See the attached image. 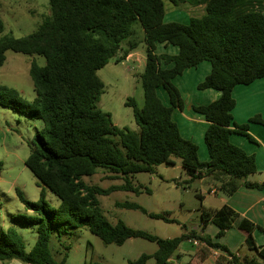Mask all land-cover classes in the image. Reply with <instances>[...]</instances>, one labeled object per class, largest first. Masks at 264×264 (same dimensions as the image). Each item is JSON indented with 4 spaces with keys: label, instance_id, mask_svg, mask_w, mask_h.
<instances>
[{
    "label": "trees",
    "instance_id": "obj_1",
    "mask_svg": "<svg viewBox=\"0 0 264 264\" xmlns=\"http://www.w3.org/2000/svg\"><path fill=\"white\" fill-rule=\"evenodd\" d=\"M167 1L175 6L204 3V13L190 17L186 23H165L164 0H48L49 16L22 38L2 35L4 25L0 19V67L7 51L44 60L43 65L32 62L29 67L35 93L32 102L20 98L15 89L0 84L1 107L43 123V130L36 133L34 147L25 161L42 185L38 202L27 201L17 190L24 207L43 218L28 252L17 233L8 230L6 241L0 240V262L64 264V259L57 262L50 253L51 233L55 231L59 238L78 228H86L105 244L120 246L131 238L156 243L153 255H141L132 264H145L150 257L155 264H169L178 246L191 238L226 252L223 246L195 231L162 239L130 229L121 221L111 225L102 216L95 198L113 191L139 193L128 180L131 175L152 173L158 165L173 166L175 160L180 161L190 182L218 172L240 180L245 187L264 190V183L247 181L257 172L255 157L229 139L230 135L239 134L255 142L248 134L249 123L264 125L258 116L238 125L231 115L234 87L264 78V0ZM135 25L142 30L145 44V64L140 76L144 102L141 109L133 100L126 105L133 107L138 133L116 127L110 114L98 109L104 84L96 74L116 57L123 44H128L123 59L137 48ZM157 44L175 47L177 53L157 54ZM202 62L210 64V73L197 88L220 92L216 101L193 107L209 123L204 133L208 154L205 162L198 159L197 146L180 135L172 117L174 109L183 107L173 80ZM159 89L166 92V103L160 99ZM98 169L113 174L111 179L124 180V184L108 189L88 186L83 178L93 176ZM45 189L59 200L57 210L47 207ZM236 189L237 185H233L227 193ZM118 206L140 209L130 203ZM226 213L225 208L202 211V224L210 217L216 224L226 221ZM147 215L173 222L161 215ZM11 219L31 224L21 216ZM220 225V229L226 228ZM246 242L264 261V248L257 250L250 235ZM228 255L234 264H264L256 258L238 263L233 255Z\"/></svg>",
    "mask_w": 264,
    "mask_h": 264
},
{
    "label": "rangeland",
    "instance_id": "obj_2",
    "mask_svg": "<svg viewBox=\"0 0 264 264\" xmlns=\"http://www.w3.org/2000/svg\"><path fill=\"white\" fill-rule=\"evenodd\" d=\"M164 3L165 23H183V19L188 15L185 8H189L191 5L183 3L175 6L167 0H164ZM193 13L201 15L200 10ZM49 14L48 0H0V19L4 25L2 35H10L14 38L25 37L35 31ZM134 30V40L138 42L137 48L132 51L134 56L126 60L123 59V54L120 57L122 59L117 56L111 58L96 73L104 84V90L99 97L97 107L110 114L112 123L116 127L128 128L138 133L139 128L133 118V107L126 105L128 101L133 100L136 107L141 109L144 102L140 76L145 64V44L140 27L135 25ZM125 46L127 48L128 44L125 43ZM176 51L175 47L170 46L167 53L171 54ZM32 62L43 65L44 60L39 56L7 51L5 62L0 67V84L15 89L20 98L28 102H32L35 98L29 76V67ZM204 65L207 66L208 63L203 62ZM200 73L201 71H198L197 77L201 75ZM186 78L178 76L173 80L179 94L181 93L180 84H187ZM196 89L193 90L201 91L197 87ZM165 93L162 89L158 91L163 103L167 101ZM183 95L186 96V93ZM180 97L181 100L183 99L182 104L188 103L187 97L182 95ZM173 120L180 130V110L177 109ZM190 125L189 123L188 126ZM195 127L194 133L196 134L192 135L194 136L193 140L190 136H188L189 138L185 137V134L180 135L197 146L198 159L202 162V159H205L202 156V151L204 150L205 155L207 151L203 134H200L201 129L198 125ZM42 130L43 123L40 120L31 119L0 106V240L6 241L8 230H14L20 237L26 252L30 251L35 243L36 229L43 217L24 207L19 200L17 190L27 201L38 202L42 185L25 166V161L34 147L36 133L42 132ZM221 174L229 178L225 174ZM111 178H114L113 174L98 169L96 174L83 178V180L88 186H96L101 189L124 184L122 179ZM229 179L234 182L232 186L240 182L237 179ZM128 180L132 188L137 189L139 193L113 191L108 195H95L102 216L111 225L121 221L130 229L143 231L162 239H171L184 231L189 233L194 228L199 230V217L203 210L215 212L210 210L212 206L216 205L214 197L210 196L203 202L197 197L199 189L208 193L206 189L209 184L202 183L200 179L190 182V177L181 167L179 160H175L173 166H155L152 173L141 172L131 175ZM213 182L217 187L220 185V180L217 178L213 179ZM45 202L47 207L52 210H57L60 203L47 189H45ZM124 203L135 204L140 209L118 206V204ZM141 209L147 214L161 215L173 222L149 217ZM12 216H21L31 224L15 223L11 219ZM49 250L55 261L60 262L64 259V264H132L141 255H153L157 251V245L140 238L128 239L120 246L105 244L86 228H78L59 238L53 231L49 241ZM180 250L185 253L183 259L187 262L188 254L193 252V247L184 241L173 256H176ZM0 264H8V262H0ZM145 264H155L154 258L150 257Z\"/></svg>",
    "mask_w": 264,
    "mask_h": 264
},
{
    "label": "crops",
    "instance_id": "obj_3",
    "mask_svg": "<svg viewBox=\"0 0 264 264\" xmlns=\"http://www.w3.org/2000/svg\"><path fill=\"white\" fill-rule=\"evenodd\" d=\"M204 6V3H202L185 8L188 15L183 19V23H186L190 16L200 17L203 15L202 11H204ZM197 10H200V16L193 13ZM164 22H166V16H164ZM169 47L170 46L164 44H157L156 53L170 54L167 53ZM160 48H162V50H160ZM126 49L125 44L122 45L121 50L116 56L120 58ZM176 53L177 51L171 53V55ZM133 56L134 53L131 52L125 57V60ZM208 65L203 66L202 62L196 68L185 70L181 75L182 77H187V84H180V95L187 97L188 103L184 102L182 109H180L179 131L180 134H185L184 136L187 138H189L188 136L192 137V140L194 139L192 135L196 134L194 133V128L196 129L195 125L200 127V134H203V141L205 130L209 125L202 115L193 111V107L212 103L220 96V92L213 89L196 91L197 85L210 73V64L208 63ZM198 71H201L199 77H197ZM185 93L186 96L183 95ZM232 97L235 105L231 111V115L232 121L235 124H246L249 119L255 116L264 120V78H260L249 85L235 86L232 91ZM176 111L177 109H174L172 117ZM189 123L191 124L190 126H188ZM248 134L255 142L239 134H232L229 139L232 144L241 148L248 155H253L255 157L257 172L250 175L247 181L255 184H262L264 183V125L249 123ZM202 156L205 157V159H202V162L208 161V154L205 155L204 150L202 151ZM216 178L220 180V185L218 187L215 182H213V179ZM200 181L202 183L207 182L209 185L206 189L208 193L199 189L197 193L198 198L203 202L210 196L214 197L216 205L212 206L210 210L216 212L225 208L227 210L225 215L226 221H221V223L216 224L213 218L210 217L209 221L203 225L200 214L199 230L194 228L192 231L209 237L212 243L223 246L226 252L220 250L215 251L216 249L211 248L205 242L196 238H191L186 240V243L193 247V252L188 254L189 260L187 262L184 261L183 256L185 253L180 250L176 256H173L175 252L172 254L169 259V264H234L231 263L228 254L233 255L238 263L251 258H256L259 262H262V260L256 256L255 252L250 249L246 241L250 235L257 250L264 248V190L248 188L242 185L241 182H237L236 191L232 194H228L227 191L232 188L234 182L218 172L207 175L201 178ZM203 211L208 212L206 210ZM220 224L226 225V228L220 229L218 226ZM185 233L187 234L188 232L184 231L180 235ZM190 240H198L200 244L193 245ZM213 251H215L217 255H213ZM8 264L21 263L12 260L9 261Z\"/></svg>",
    "mask_w": 264,
    "mask_h": 264
},
{
    "label": "built area",
    "instance_id": "obj_4",
    "mask_svg": "<svg viewBox=\"0 0 264 264\" xmlns=\"http://www.w3.org/2000/svg\"><path fill=\"white\" fill-rule=\"evenodd\" d=\"M190 242H191L193 245H199V244H200V242H199L198 240H190ZM215 251H217V250H215ZM215 251H213V255H217Z\"/></svg>",
    "mask_w": 264,
    "mask_h": 264
}]
</instances>
